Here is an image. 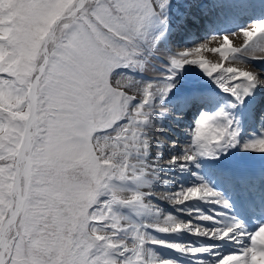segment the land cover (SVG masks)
Returning <instances> with one entry per match:
<instances>
[{"label": "snow or ice", "instance_id": "6c2138e0", "mask_svg": "<svg viewBox=\"0 0 264 264\" xmlns=\"http://www.w3.org/2000/svg\"><path fill=\"white\" fill-rule=\"evenodd\" d=\"M0 264H264V0H0Z\"/></svg>", "mask_w": 264, "mask_h": 264}, {"label": "rangeland", "instance_id": "374dc122", "mask_svg": "<svg viewBox=\"0 0 264 264\" xmlns=\"http://www.w3.org/2000/svg\"><path fill=\"white\" fill-rule=\"evenodd\" d=\"M245 19H246V18H245ZM243 23H244L245 26H247L248 24L251 23V20L247 19V20L243 21ZM209 35H211V34H209ZM237 39H238V40H237ZM237 39H236V38L233 39V44H234V46H239V45L243 42V37H242V36H240V37L237 38ZM203 40H204V37L201 36V38H200L197 42H198V43H199V42H203ZM235 40H236V43H234ZM211 45H213V47L217 46L215 43H213V44H211ZM258 54H259V53H258ZM206 57H207V59L211 60L212 62H218L219 59H220L218 53H217V54L210 53V55H207ZM225 64H227V61H225ZM187 120H189V124L191 125V126L188 127V130H191L192 128H194L193 118H192L191 116H189V117L187 118ZM181 131H182V129H181Z\"/></svg>", "mask_w": 264, "mask_h": 264}, {"label": "bare ground", "instance_id": "6f19581e", "mask_svg": "<svg viewBox=\"0 0 264 264\" xmlns=\"http://www.w3.org/2000/svg\"><path fill=\"white\" fill-rule=\"evenodd\" d=\"M257 15H259V13H257ZM246 18V19H245ZM244 19H243V21H245V20H247L248 18L247 17H245ZM242 21V22H243ZM201 36H203V34H201ZM201 36H200V38H201ZM237 39V38H236ZM238 40V39H237ZM234 43H236V40L234 41ZM210 46H212L213 47V45H210ZM204 55H205V57L207 56V55H210V53H208V52H206V53H204ZM207 58V57H206ZM189 126H191L190 124H189V120H185L184 122H183V124L181 125V129H182V131L180 130V136H181V139L183 140V138H184V135H185V129H188V127ZM161 251L162 252H164V253H166V254H168L169 253V250H165V249H161Z\"/></svg>", "mask_w": 264, "mask_h": 264}]
</instances>
